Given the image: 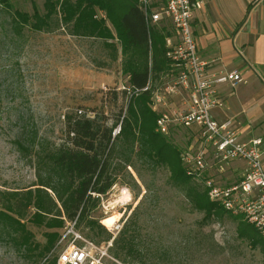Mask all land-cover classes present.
Here are the masks:
<instances>
[{
    "label": "rangeland",
    "instance_id": "rangeland-1",
    "mask_svg": "<svg viewBox=\"0 0 264 264\" xmlns=\"http://www.w3.org/2000/svg\"><path fill=\"white\" fill-rule=\"evenodd\" d=\"M33 1L44 12L45 0H0V191L26 189L36 181L35 168L22 158L15 144L23 126L37 130L44 145L58 146L66 138L69 115L93 118L101 112L109 117L110 125L128 100L123 90L128 76L122 73L117 40L118 58L114 59L103 40L73 36L64 27L54 32L25 27L21 35L15 34L11 8L33 13ZM98 15L104 13L99 11ZM168 24L171 36L172 24ZM170 102L181 104V98L175 96ZM174 132L180 148L190 143L186 131ZM115 170L116 182L109 191L93 193L98 204L90 218L105 228L102 233L91 230L86 222L79 225L76 221L64 238L72 222L64 218L59 239L48 256L58 260V246L64 248L72 241L103 244L113 238L109 227L119 219L123 226L138 219L145 241L141 251L146 258H118L114 251L119 232L109 251L115 258L111 264H264L260 248H252L238 237L237 221L229 215L220 218L193 210L184 193L171 185L167 169H152L135 158V165H115ZM104 204L110 206L105 208ZM28 226L36 241L44 244L47 229L31 223ZM164 249L171 251L168 260L160 256ZM0 264L42 261L33 262L11 243L0 241Z\"/></svg>",
    "mask_w": 264,
    "mask_h": 264
},
{
    "label": "trees",
    "instance_id": "trees-1",
    "mask_svg": "<svg viewBox=\"0 0 264 264\" xmlns=\"http://www.w3.org/2000/svg\"><path fill=\"white\" fill-rule=\"evenodd\" d=\"M32 4L33 13L11 8L15 34L21 35L25 27L37 32L64 27L73 36L103 40L114 59L118 58L117 40L122 73L128 76L127 85L133 91L144 87L150 77H159L170 65L165 46L169 22L162 21L149 31L137 0H45L44 12L34 1ZM99 11L104 16L99 17ZM117 116L109 125L105 113L93 118L69 115L66 138L53 147L39 141L37 130L23 126L15 144L22 158L35 168L36 181L26 189L0 191V241L11 243L33 262L57 264V257L48 255L59 239L64 218L77 220L79 225L86 222L91 230L102 233L105 228L90 218L98 204L93 193L106 194L116 182L115 165H135L137 158L152 169H167L171 185L184 193L193 210L220 218L229 215L237 221L238 237L264 254V236L241 216L211 201L202 184L188 175L175 132L162 134L156 130L158 114L152 109V91L128 97ZM118 126L120 130L114 134ZM30 223L47 229L44 244L36 241ZM144 242L139 220L126 222L114 253L124 261H142L146 258L141 251ZM160 256L168 260L171 251L164 249Z\"/></svg>",
    "mask_w": 264,
    "mask_h": 264
},
{
    "label": "built area",
    "instance_id": "built-area-1",
    "mask_svg": "<svg viewBox=\"0 0 264 264\" xmlns=\"http://www.w3.org/2000/svg\"><path fill=\"white\" fill-rule=\"evenodd\" d=\"M137 1L149 31L162 21L172 24V35L165 40L170 65L159 77H150L144 87L133 91L129 85H123V90L129 98L135 93L152 91V109L158 114L156 130L162 134L180 129L188 133L190 143L181 148L188 175L202 184L211 201L232 215L241 216L264 236L263 139L243 138L233 118L220 120L214 113L226 105L224 87L235 89L246 82L242 69L214 70L217 59L201 56L193 28L194 11L201 0ZM149 43L151 47L152 41ZM162 84L166 86L163 88ZM175 96L181 98V104L170 102ZM119 130L120 126L114 133ZM236 163L242 166H234ZM229 168L238 171L235 179L227 177ZM103 206L108 208L110 204ZM76 221L70 222L71 229L64 238L72 232ZM109 228L114 236L103 244L87 241L80 245L72 241L64 248L58 246L57 264L113 263L115 258L109 251L123 225L119 219Z\"/></svg>",
    "mask_w": 264,
    "mask_h": 264
},
{
    "label": "crops",
    "instance_id": "crops-1",
    "mask_svg": "<svg viewBox=\"0 0 264 264\" xmlns=\"http://www.w3.org/2000/svg\"><path fill=\"white\" fill-rule=\"evenodd\" d=\"M201 1L193 19L201 56L217 59L214 70L241 68L246 80L223 88L226 105L214 113L220 120L233 118L243 138L261 137L264 163V0ZM227 176L238 171L229 168Z\"/></svg>",
    "mask_w": 264,
    "mask_h": 264
}]
</instances>
